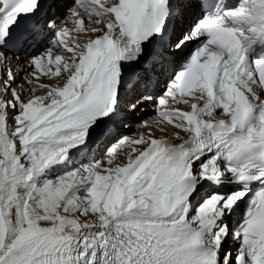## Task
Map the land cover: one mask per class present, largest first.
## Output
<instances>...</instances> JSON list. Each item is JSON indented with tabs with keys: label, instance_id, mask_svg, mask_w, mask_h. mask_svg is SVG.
Listing matches in <instances>:
<instances>
[{
	"label": "snow or ice",
	"instance_id": "6c2138e0",
	"mask_svg": "<svg viewBox=\"0 0 264 264\" xmlns=\"http://www.w3.org/2000/svg\"><path fill=\"white\" fill-rule=\"evenodd\" d=\"M0 264H264V0H0Z\"/></svg>",
	"mask_w": 264,
	"mask_h": 264
},
{
	"label": "bare ground",
	"instance_id": "6f19581e",
	"mask_svg": "<svg viewBox=\"0 0 264 264\" xmlns=\"http://www.w3.org/2000/svg\"><path fill=\"white\" fill-rule=\"evenodd\" d=\"M152 114H154V113H152ZM152 114H150L148 111H146V112H144L143 114H140L139 117H141L142 120H148V119H150L152 116H154V115H152ZM132 130H133V131H132ZM138 130H140V129L137 128V123H136V125H134L133 127H131V131H132V132H136V131H138ZM132 132H126V134H131Z\"/></svg>",
	"mask_w": 264,
	"mask_h": 264
},
{
	"label": "rangeland",
	"instance_id": "374dc122",
	"mask_svg": "<svg viewBox=\"0 0 264 264\" xmlns=\"http://www.w3.org/2000/svg\"><path fill=\"white\" fill-rule=\"evenodd\" d=\"M132 131H133V130H132ZM132 131H131V132H132Z\"/></svg>",
	"mask_w": 264,
	"mask_h": 264
}]
</instances>
